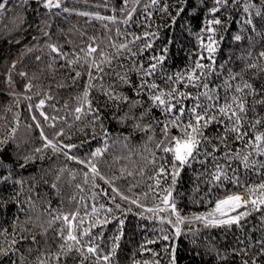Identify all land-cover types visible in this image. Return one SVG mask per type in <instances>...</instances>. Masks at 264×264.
I'll return each instance as SVG.
<instances>
[{"label": "trees", "instance_id": "16d2710c", "mask_svg": "<svg viewBox=\"0 0 264 264\" xmlns=\"http://www.w3.org/2000/svg\"><path fill=\"white\" fill-rule=\"evenodd\" d=\"M245 4L249 5L247 12ZM164 5L168 6L167 12L161 10ZM213 5L214 0H158L156 5L151 0H139V3L129 0L125 8L123 0H61L60 8L48 9L44 7L43 0H8L7 10L0 13V138L8 127L16 126L17 118L19 127L16 137L9 139L0 151V161L5 165L0 168V174L11 172L7 184H0V245L8 247L13 235L19 242L15 245L16 251L0 256V264H39L41 253L46 256V250L56 252L63 243L58 234L62 221H53V217L67 215L77 209L83 214V205H88L90 211L93 203L114 207L107 197H99L98 202L91 199L94 191L107 189L108 185L98 177L95 182L100 188L93 189L91 183L85 184L83 174L88 169L84 165L67 159L62 153L53 154L50 148L43 153H34L36 148H42L44 142L32 116L37 117L49 138L63 128L65 136L59 139L65 144L77 145L70 155L79 159H89L91 152L107 144V151L95 160L101 174L112 178L120 176L123 169L126 179L117 180V186L125 189L129 184L139 182L140 187L134 191H147V184L152 183L148 180L152 168L146 164V158H151V152H155L157 157L162 155L155 148L156 141L162 138V124L157 125L155 120L163 121L165 118L161 109L151 106L146 89L139 96L134 91L142 78L140 65L146 69L153 62V57L164 55L163 64L149 77V81L168 91L173 86L167 79L169 76L175 77L177 73H185L194 66L197 53L201 51L197 34L205 17L211 18L208 10ZM132 7L136 11L125 24L127 11ZM180 7L185 11L177 16ZM64 8L69 11H63ZM173 16L176 17L174 23ZM216 16L222 20V25L216 26L218 45L214 53L215 63L211 70L205 69L208 89L185 88L183 83L178 87L193 96L211 90L210 95L218 97V104H223L225 99L230 101L233 95H243L249 107L248 119H264V104L256 103L264 98V58L259 56L264 51V0H239L236 4L229 0L228 7L222 8ZM108 17H115V22ZM248 20L252 23H247ZM145 32L154 36H149L147 41L141 39L134 44L129 43L134 36H143ZM236 35L241 39L235 40ZM203 38L206 41L207 33L203 34ZM146 42L151 43V48L140 52ZM121 43H128L132 52L120 50L117 54V48L112 45L119 46ZM49 44L57 45L67 58L58 57L50 50ZM89 44L98 49L89 60L95 58L99 63L100 51L115 57L110 66L102 65L103 73L97 74L93 69L97 78L92 81L94 86L90 89L89 99L92 107L99 109L101 117L95 125L91 123V116L82 117L80 121L74 119V109L80 104L88 84V65L84 63L85 52L82 50L86 51ZM203 54L208 55L206 51ZM37 56L40 60L36 59ZM77 57L80 58L79 63L67 64V59ZM13 62H16V67L11 72L13 83L10 85L8 73ZM202 62L205 65L210 63L207 59ZM22 71L27 73V77L19 75ZM77 71L82 75L73 80ZM121 76H126L131 83L122 82ZM29 80L34 87L26 91L25 84ZM245 83L252 86L255 95L248 94V89H244V93H236L237 86L243 88ZM110 86L115 94L126 96L130 101H142V106L132 109L130 115L140 117L145 110L147 114L139 121L127 119L122 122L121 117L129 113V104L108 100L104 91ZM26 96L32 99L27 100ZM40 99H45L42 110L46 114L62 118L56 121L55 129L49 127L50 121L40 117V110L35 107L29 110L28 105L34 106ZM184 103L190 109L194 101L186 100ZM200 103L208 105L210 101L201 97ZM187 119L186 115L184 121L187 122ZM137 122L141 125L151 123L153 130L134 127ZM28 125L32 127L28 128ZM104 129L107 130V137L104 136ZM244 130L248 135L243 140H236L234 133H228L225 146L218 139L224 133L222 125L214 122L205 129L204 134L211 137V142L202 144L203 151L198 160L180 172L173 191L182 214L191 216L208 212L214 207L215 200L228 193L243 191V188L233 184L232 180L236 177L244 185L264 182V167H261L264 155L256 154L245 144L254 134L264 132V123L257 125L255 130L245 123ZM170 134L179 135V129L172 128ZM213 146L217 148L215 152H212ZM204 151L212 152V155L205 156ZM228 152L232 155L226 157ZM249 152H252L249 162L255 161V164L245 168L242 159L236 158L235 154L243 157ZM25 156L34 158L21 168ZM217 163L229 177L221 183L211 179ZM141 168L145 170L143 176L138 174ZM128 172L133 175L127 176ZM116 202L121 203L124 209L129 207L119 198ZM146 204L150 207L151 199ZM140 211L133 205L131 212H115L124 221L122 233L119 219H111V216L110 223L92 229L94 235L102 233L97 243L104 252H108L114 246V238L119 237L115 241L118 247L112 264H144L145 261L169 264L164 248L171 244L176 247L177 264H243L244 260L251 262L257 256L260 248L257 241L264 240V209L247 216L239 227L234 224L230 228H203L196 224L194 227L200 231L195 236L187 233L170 241L163 240L162 236L172 232L171 226L145 218L151 215L149 213H145L144 217L137 215ZM104 215L100 213L101 219ZM49 221L53 222L49 224ZM162 228L166 231L161 232ZM4 230H7V236ZM50 264L56 262L51 261ZM60 264H80V257L73 250L62 258ZM258 264H264V257H259Z\"/></svg>", "mask_w": 264, "mask_h": 264}, {"label": "snow or ice", "instance_id": "6c2138e0", "mask_svg": "<svg viewBox=\"0 0 264 264\" xmlns=\"http://www.w3.org/2000/svg\"><path fill=\"white\" fill-rule=\"evenodd\" d=\"M136 3H139V0H135ZM233 4L239 2V0H231ZM8 0H0V13L5 12L6 5ZM129 0H123L125 8ZM153 5L158 3V0H151ZM44 7L48 9L60 8L61 0H43ZM229 5V0H214V5L208 10V15L210 19L205 17L200 33L197 34L200 43L201 51L197 53V60L194 63V66L186 70L185 73H177L175 77L169 76L167 79L172 82L173 86L165 91L161 89L159 85L155 82H150L149 77L153 76L159 66H161L165 60L164 55L158 57H153V62L149 64L148 68H144L143 65H140L142 71V78L140 84L134 88V91L137 96L141 95L145 89L147 90L148 99L151 101V106L153 108H159L162 111L164 120H155L157 125L162 124L161 132L162 138L156 141L155 148L159 150L162 155L157 157L155 152L150 153V159L146 158V164L150 165L152 168V175L148 176V180L152 183L147 184V191H141L137 193L134 191L135 188L140 187V183L129 184L125 189L117 186L116 181L119 179H126L124 176V170H121L120 176H113L112 178H107L101 174L97 163L95 162L97 157H101L105 151H107V144L104 148H97L95 151L90 153L89 159H79L76 156L70 155V152L73 148L78 147L74 144H65L59 137L65 136V130L60 128L55 131L51 138L45 134L44 129L35 115L32 116V120L35 122V128L40 130V138L43 140L42 148H36L34 153H43L45 149H51L53 154L62 153L69 160H76L78 163L84 165L88 171L84 172V183L89 184L93 189L100 188V185L96 184V178L103 180L105 184L108 185L107 189H100L99 192H93L91 199L93 201L99 200V197H107L108 201L113 205L106 206L105 204L93 203L90 206V211H88V205H83L84 213L81 214L80 209H77L73 213L67 215H57L53 217V221L60 220L62 221V227L59 229V236L63 243L59 245V249L56 252H50L46 250L45 253H41L39 259V264H50L51 261H55L56 264H60L62 258H66L68 255L75 250L80 257V264H85V262H90V264H112L113 258L116 254V248L118 244L115 243L119 237L114 238V246L108 251L100 247V244L97 243V240L102 236V233L94 235L92 229L97 226L106 225L111 222V219H119V230L122 233L123 219H120L116 216L115 212L118 210L121 213L131 212L132 206L139 208L141 211L137 213L141 217H144L145 213L151 215L145 217L147 219H156L161 224H168L171 226L172 232L170 234H164L162 239L165 241L175 240L179 238L182 234L191 233L195 236L200 229L194 227L196 224H200L203 228H213V227H231L232 225L241 226V221L244 220L247 216L251 215L253 212H259L264 209V182L255 185H244L241 184L239 178L236 177L232 180L233 184L243 188V191L232 192L226 194L223 198L215 200L214 207L208 212L184 215L182 214V209L178 208L177 201L173 196V191L177 183V179L180 175V172L186 167H191L194 161L198 160V157L201 155L202 144L210 143L211 137L205 136L204 131L212 123L222 125L224 128V133L218 137L221 143L225 144L227 141V134L234 133L236 140H243L245 136L248 135L247 130H244L245 123H247L253 130L256 129L257 125L264 123V119L257 118L255 120L248 119L249 107L247 100L243 95H233L231 100L225 99L223 104H218L216 101L218 97L210 95V91H205L197 93L193 96L191 93L181 91L179 89V84L183 83L184 87L189 86L204 89H208V83L206 82L207 72L205 69L211 70L212 64L215 63L214 53L217 51L218 41L215 38L217 32L216 26L222 25V20L216 16V13L221 11V9H226ZM195 5H193V8ZM249 5L245 4L244 10L247 12ZM124 9H122L123 11ZM164 12H167L168 6L164 5L161 9ZM63 11H69L67 8H64ZM136 11L135 7H132L130 11H127V19L124 20V23L127 24L131 19L132 13ZM185 8L180 7L177 10L176 15L179 16L180 13L184 12ZM82 15H87V13H81ZM259 15V13H257ZM151 16V13L148 14ZM97 19H105L103 17H97ZM107 19L115 22V17H108ZM176 17H172L173 23L175 22ZM23 23V21H20ZM247 23L251 24L252 21L248 20ZM207 33L206 41L203 38V34ZM48 35V33H45ZM149 36H154L153 33L145 32L143 36H134L129 43H135L138 40L144 39L148 40ZM222 39V37H221ZM235 40H240L241 37L236 35ZM95 42L93 41V44ZM93 44L87 46L84 54V63L88 65V84L85 88V91L82 94L80 104L74 109L76 121H80L82 117L91 116V123L93 125L96 122L101 120L99 109L92 107L91 100L89 99L90 89L94 86L92 81L97 77L93 75V69L97 74L103 73L104 69L102 65L108 64L111 65L113 56H109L103 51L99 52L100 60L97 63L95 58L89 60L90 57H93V54H96L98 49ZM151 43L146 42L140 52H143L147 48H151ZM48 47L53 53H56L58 57L67 58V54L62 52L61 49L55 44H49ZM112 47L117 48V54L120 50H127L132 52L128 47V43H121L119 46L112 45ZM165 52L167 49L164 50ZM207 52V56L203 53ZM136 55V53H132ZM261 58H264V51L259 53ZM37 60H40V57H36ZM205 59L209 60L210 63L205 65L202 61ZM80 62V58L67 59L68 65H75ZM16 62H13L8 73V83L11 85L13 83L11 79V72L15 69ZM51 67V65H50ZM249 67H256V65H249ZM21 77H27L26 72H19ZM82 75L81 72L77 71L75 77L79 78ZM102 78V77H101ZM235 77H233L234 79ZM121 81L124 83H131L126 76L120 77ZM34 87L31 80L25 84V90L31 91ZM244 89H248V94L255 95V90L250 84L245 83L243 88L237 86L235 89L236 93H244ZM38 94V93H37ZM104 95L108 100L115 102H127L129 104V113H125L121 117V121L127 119H136L137 121L141 120L144 115L147 114V110L141 114L140 117H134L130 115L131 110L142 106V101L140 100H129L126 96H121L115 94V90L109 87L108 90L104 91ZM201 97H205L210 103L208 105H203L200 103ZM50 98V97H49ZM25 99L31 100V96H26ZM192 100L194 101L190 109L186 108L184 101ZM256 103L264 104V98L256 101ZM45 105V99H40L37 104L34 106L29 104V110L31 111L33 107L40 110L39 115L43 117V120L49 122V127L55 129L56 121L62 119L56 116H49L42 109ZM10 110V109H9ZM188 116L187 122L184 121V117ZM19 127L18 118L16 120V126L8 127L3 138H0V151H3V145L7 144L9 139H14L17 134ZM32 125H28V128H31ZM70 127V126H69ZM102 127V124H101ZM134 127L142 129L145 131H152L153 125H141L139 122L134 124ZM179 129V135H171V129ZM104 136L107 137V130H103ZM151 140L152 138L149 137ZM246 147H251V149L258 155H264V132L256 133L246 142ZM67 150V151H66ZM217 150L216 146H213L212 152ZM212 152L204 151L205 156L212 155ZM231 156L230 152L225 154ZM252 155V152H249L247 155L240 157L239 153L235 154L236 158H241L245 168L254 166L255 161L249 162V157ZM33 156H25L24 163L20 164L21 168H24L25 165L32 160ZM5 165L0 161V168H4ZM264 167V165H261ZM144 168L139 169V175H144ZM132 172H128L127 176H132ZM11 178V172L7 175L0 174V184H7ZM211 179L214 182L221 183L223 180L229 179L224 168L217 163L215 166V171L211 174ZM170 180V183L168 181ZM17 183H23V181H17ZM166 185V186H165ZM55 187V185H53ZM78 188H83L80 185H77ZM109 189L111 190L109 192ZM117 198L123 203H127L129 207L127 209L122 208L121 203H117ZM151 199L152 205L149 207L146 204V201ZM83 201V197H81ZM103 212L104 218L101 219L100 213ZM111 216V219H109ZM53 221H49L51 224ZM165 229H161V232H165ZM5 236H7V230H4ZM23 238V237H22ZM35 241V237H33ZM19 241L16 239L15 235L12 236L10 244L8 247L0 245V256L8 255L9 252H14L17 249L15 245ZM155 241H149L148 243H154ZM194 242V241H193ZM260 245L258 254L256 257L249 260H244L243 264H258L259 257H264V240L257 241ZM164 252L169 256V264H177L176 257V247L174 244L171 246H165ZM153 255H158V253H153ZM144 264H150V262L145 261ZM154 264H159V261H155Z\"/></svg>", "mask_w": 264, "mask_h": 264}]
</instances>
